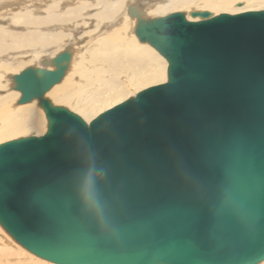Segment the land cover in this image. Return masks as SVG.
I'll list each match as a JSON object with an SVG mask.
<instances>
[{
	"label": "water",
	"instance_id": "obj_1",
	"mask_svg": "<svg viewBox=\"0 0 264 264\" xmlns=\"http://www.w3.org/2000/svg\"><path fill=\"white\" fill-rule=\"evenodd\" d=\"M127 12L164 81L85 121L45 96L69 48L10 76L46 126L0 142L1 229L54 264H259L264 7Z\"/></svg>",
	"mask_w": 264,
	"mask_h": 264
},
{
	"label": "bare ground",
	"instance_id": "obj_2",
	"mask_svg": "<svg viewBox=\"0 0 264 264\" xmlns=\"http://www.w3.org/2000/svg\"><path fill=\"white\" fill-rule=\"evenodd\" d=\"M24 1L33 8L23 10L24 13H8V6L20 10ZM43 1L0 0V140L19 133L40 135L45 131L42 123L45 128L46 121L42 120L43 111L37 101L16 105L19 93L7 90L10 76L27 67V63H39L69 48L72 53L69 68L45 96L54 104L66 103L82 109L81 117L86 121L91 119L97 105H108L105 110L122 101L119 96L128 87L162 79L164 73L156 52L147 43L135 40V22L128 16V0H91V4L78 5L81 8L70 6L65 13L58 9L60 1L71 5L83 0H51L40 12L38 6ZM166 1L159 5L154 2L151 7L158 12L182 7L209 9L213 14L264 7V0H168L164 5ZM239 1L243 4L235 5ZM134 2L139 5V0ZM85 25L92 28L86 30ZM45 28L53 32L42 31ZM259 264H264V260Z\"/></svg>",
	"mask_w": 264,
	"mask_h": 264
},
{
	"label": "rangeland",
	"instance_id": "obj_3",
	"mask_svg": "<svg viewBox=\"0 0 264 264\" xmlns=\"http://www.w3.org/2000/svg\"><path fill=\"white\" fill-rule=\"evenodd\" d=\"M40 1H43V0H40ZM47 1V2H46ZM168 1V0H167ZM167 1H166V3H164V5H166L167 4ZM96 2H97V0H96ZM96 2H94V4L93 5H96ZM130 5L131 4H135V2H134V0H128L127 1ZM156 3V5H159V3H161V4H163V2H165V0H139V6L140 7H142L143 9H144V11H145V14L147 15V16H157V15H164V14H166V13H169V12H173V11H185V12H188V11H190V10H193V9H196V8H190L189 10L187 9H183V8H185V7H182V8H174V9H165L164 11H161V12H158L159 10H156L157 8L156 7H151L152 5V3ZM52 3V1L51 0H44L43 2H42V4H40V6H38V10H40V12H44L43 10L45 9V5H49V4H51ZM93 3V2H92ZM64 4H66L65 6H64ZM84 4V5H83ZM88 4H91V0H83L82 1V3H78V2H75L74 1V3L73 4H71V5H69V2H66V1H60V6H58L59 8V11L60 12H64V11H66V9H68V7H70V6H76L77 8H81L80 6H78V5H83V6H85V5H88ZM243 3L241 2V1H239L238 3L236 2L235 3V5H237V6H241ZM32 4H29L27 1H24L23 2V5H21L22 7L20 8V10L18 9V7H15V6H8V13L10 12H12V13H24L23 12V10H25V9H28V8H33V6H31ZM97 6V5H96ZM43 7H44V9H43ZM13 8H14V10H13ZM57 9V10H58ZM31 10L32 9H30V10H28L26 13H28V15L30 14V12H31ZM206 10H209V9H206ZM118 11V10H117ZM38 11L36 10V13L35 14H39V13H37ZM62 12V13H63ZM211 12V11H210ZM219 12H222V11H217V13H219ZM65 13V12H64ZM127 13V12H126ZM4 15V14H3ZM41 15H43V13L41 14ZM129 16V15H128ZM130 17V16H129ZM2 18V17H1ZM21 18V17H20ZM77 18H79V17H77ZM131 18V17H130ZM132 20H133V23L135 22V18H131ZM21 21V20H20ZM130 24H131V22H130ZM13 26H15V25H12V27ZM92 27L90 26V25H85V29L86 30H88V29H91ZM15 30V29H14ZM42 31H44V32H46V33H51V32H53V31H51V30H48L47 28H45V29H42ZM134 37H135V35H134ZM87 39V38H86ZM135 40H137L136 39V37H135ZM138 41V40H137ZM82 44V42H78V45H81ZM151 49H153V48H151ZM154 50V49H153ZM155 51V50H154ZM156 52V51H155ZM156 54L161 58V60H162V64H163V66H164V73L162 74V79H158V80H155V81H152V82H147V83H142V84H133L132 86H130V87H128L127 89H126V92L123 94V95H121V96H119V100H124L125 98H127L128 96H130V95H133L134 93H136L138 90H140V89H142V88H144V87H147V86H149V85H152V84H155V83H159V82H161V81H164L165 80V78H166V66H167V63H166V61H165V59L163 58V57H161L157 52H156ZM40 64V62L39 63H35V62H32V63H27V66H30V65H39ZM26 65H24V67H25ZM10 85H11V83H10ZM10 85H7V90L9 91V92H11L12 93V90L9 88L10 87ZM5 91H1V93H4ZM16 101V100H15ZM15 101H14V104H16L15 103ZM57 105H63V106H66L68 109H70V110H72V111H74L75 113H77V114H79L80 116H82L81 115V113H82V109H79V108H74V106L75 105H69V104H66V103H56ZM21 105H23V104H21ZM36 105H37V103H36ZM106 107H108V105H106V104H100V105H97L96 106V109L91 113V119L95 116V114L97 115L99 112H101V110L103 111L104 110V108H106ZM39 108V107H38ZM75 109V110H74ZM39 110H40V108H39ZM42 111V110H41ZM40 111V112H41ZM93 114H94V116H93ZM90 114H88V116H89ZM42 120H44L45 121V119H44V114H43V112H42ZM83 118V117H82ZM84 119V118H83ZM86 121V120H85ZM42 125H43V130H45V128H44V124L42 123ZM28 134H34V133H27V134H16V135H12V136H9V137H6V138H4V139H1L0 140V142H2V141H5V140H9V139H12V138H16V137H18V136H24V135H28ZM9 240H10V238L4 233V231L1 229V227H0V264H49L48 262L49 261H46V260H43V259H40V258H38V257H36V256H34V255H32L31 253H29L28 251H26L25 249H23L22 247H20L18 244H16V243H14V242H11V243H9ZM10 247V248H9ZM8 255H9V257H8ZM47 263H46V262Z\"/></svg>",
	"mask_w": 264,
	"mask_h": 264
}]
</instances>
